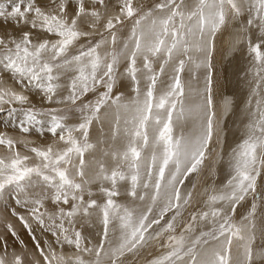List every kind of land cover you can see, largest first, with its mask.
Segmentation results:
<instances>
[{
  "label": "snow or ice",
  "instance_id": "1",
  "mask_svg": "<svg viewBox=\"0 0 264 264\" xmlns=\"http://www.w3.org/2000/svg\"><path fill=\"white\" fill-rule=\"evenodd\" d=\"M0 264H264V0H0Z\"/></svg>",
  "mask_w": 264,
  "mask_h": 264
},
{
  "label": "bare ground",
  "instance_id": "2",
  "mask_svg": "<svg viewBox=\"0 0 264 264\" xmlns=\"http://www.w3.org/2000/svg\"><path fill=\"white\" fill-rule=\"evenodd\" d=\"M241 64H243V63H242V60L239 57L235 61H233V64L229 68H227L228 69L227 70V72H228L227 77H230L231 79H234L235 80L236 79V75L234 74L235 68L237 66L241 65ZM234 82L235 81L231 82L230 84L232 85ZM242 85H243V87H246V85H244V83H242ZM238 86L239 85H236L235 84V87H234V90H233V93H234V96L233 97L236 99L237 103L240 104V102L245 97V93H246L247 89H245V88L242 87L243 88V91H240L239 88H238ZM232 89H233V87H232ZM234 118L236 119L237 117H234ZM235 119H233V120H235Z\"/></svg>",
  "mask_w": 264,
  "mask_h": 264
},
{
  "label": "rangeland",
  "instance_id": "3",
  "mask_svg": "<svg viewBox=\"0 0 264 264\" xmlns=\"http://www.w3.org/2000/svg\"><path fill=\"white\" fill-rule=\"evenodd\" d=\"M225 39H227V37H225ZM242 63H243V61H242ZM231 66V65H230ZM230 66H228L227 68H229ZM239 66H243V64H241V65H239ZM228 70V69H227ZM228 75V72L226 71V76ZM229 80H228V86H227V90H225L228 94H230V95H232V96H234V93H233V90H234V87H235V84L236 85H239L238 86V88H239V90L240 91H243V88H245V89H247L246 87H243V85H242V82H240V81H238L237 80V77H236V79L234 80V79H231L230 77H227ZM233 81H235L232 85L230 84L231 82H233ZM231 86H230V85ZM245 85V84H244ZM230 87V88H229ZM232 87H233V89H232ZM243 87V88H242ZM235 117V116H234ZM234 117H232L231 119L233 120V119H235ZM237 119V118H236ZM230 126H231V123H230ZM234 130V129H233ZM21 235L22 236H24V234L23 233H21ZM24 238L27 240V237L26 236H24Z\"/></svg>",
  "mask_w": 264,
  "mask_h": 264
}]
</instances>
